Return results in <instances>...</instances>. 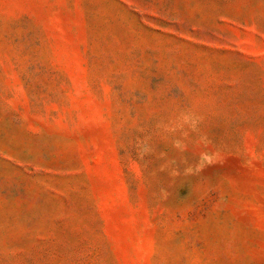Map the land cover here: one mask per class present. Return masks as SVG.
I'll return each instance as SVG.
<instances>
[{"label": "rangeland", "instance_id": "374dc122", "mask_svg": "<svg viewBox=\"0 0 264 264\" xmlns=\"http://www.w3.org/2000/svg\"><path fill=\"white\" fill-rule=\"evenodd\" d=\"M0 264H264V0H0Z\"/></svg>", "mask_w": 264, "mask_h": 264}]
</instances>
